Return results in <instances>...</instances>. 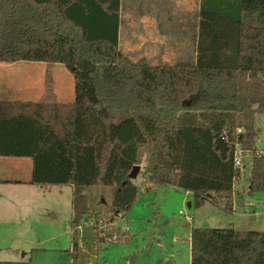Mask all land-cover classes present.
<instances>
[{
	"label": "trees",
	"instance_id": "obj_1",
	"mask_svg": "<svg viewBox=\"0 0 264 264\" xmlns=\"http://www.w3.org/2000/svg\"><path fill=\"white\" fill-rule=\"evenodd\" d=\"M119 1L0 0V64L47 66L39 101H0V158L29 159L32 186L72 189L70 264H83L78 228L91 222L87 190L108 189V221L123 219L139 194L128 176L142 147L141 185L189 193L196 208L232 213L241 180L248 196L264 195L253 124L264 115V0H200L196 63L173 66L119 51ZM54 65L73 78L71 104L57 101ZM237 147L250 157L243 178ZM190 241V264H264L261 231L193 228Z\"/></svg>",
	"mask_w": 264,
	"mask_h": 264
},
{
	"label": "rangeland",
	"instance_id": "obj_2",
	"mask_svg": "<svg viewBox=\"0 0 264 264\" xmlns=\"http://www.w3.org/2000/svg\"><path fill=\"white\" fill-rule=\"evenodd\" d=\"M128 6L133 21L130 23L134 24L133 31L136 36H141L144 7L142 0H132ZM166 11L173 17L177 8L167 7ZM169 38L167 36V40ZM186 50L188 52L186 51L184 59L186 63H192V47L186 45ZM171 59L174 60L162 66L180 63L176 55ZM46 67L44 63L0 64V101H39L44 93ZM51 75L57 101L73 102L74 83L67 68L64 65H54ZM253 124L259 131L256 149L264 152V115H255ZM139 155L140 173L148 165L146 147L139 149ZM249 160V156L245 158L246 171ZM4 162L2 167L6 165L8 168H0V175L9 177L12 173L10 165L30 161L4 159ZM141 181L140 176L134 180L139 187V194L132 208L122 222L116 221V228H126L128 233L123 234L125 237L121 235L118 240L113 239L103 244H98V240L109 236L106 234L107 230H101V227L103 220L109 223L106 210L110 203V192L106 188L87 190L91 222H85L78 231V249L83 264H94L90 258L93 253L97 264H127V260L132 257L135 258L134 264H156L160 260L170 264H190L187 239L193 228L264 232V195L254 193L246 196L248 184L244 180L237 183L235 191L244 194L250 205L244 209L247 217L242 219L245 221L238 218V213H227L220 206L210 203L196 208L192 195L177 192L172 187L149 188L142 186ZM102 202L104 204L101 205ZM187 203H191V208L187 207ZM71 215L72 189L69 186L19 187L0 183V262L70 264ZM185 217L192 218L193 223L188 224ZM93 243L98 246L95 251ZM88 249L91 254L81 253V250Z\"/></svg>",
	"mask_w": 264,
	"mask_h": 264
},
{
	"label": "crops",
	"instance_id": "obj_3",
	"mask_svg": "<svg viewBox=\"0 0 264 264\" xmlns=\"http://www.w3.org/2000/svg\"><path fill=\"white\" fill-rule=\"evenodd\" d=\"M130 2H132V0L119 1L117 43L118 49L123 55L127 56L132 61L145 60L151 66H162V64L171 63L172 60L175 59L171 58L175 57V55L180 63H186L187 61L184 59V56L188 52L186 50V45H189V48L192 47L193 52V62L189 64L196 63L200 0H142L144 7L141 24L143 33L141 36L135 35L133 31L134 24L130 23L133 22L130 18L131 14L129 13L128 3ZM166 5L167 7L173 6L174 8H177L176 15H173V17L172 15L170 16L169 12L166 11ZM191 13L193 15L195 14V16H191ZM191 21L193 23L192 25ZM167 36L170 37L169 40H167ZM167 41L169 42L167 43ZM71 103L72 102L70 101L69 103L62 104ZM4 159L13 160V158H0V168H4L2 170H6L8 168L6 165L2 167L5 163ZM9 168L12 169V173L9 177L0 175L1 184L15 185L19 187L32 186L29 183L31 177V161L28 163L25 162V164L21 162L19 164L13 163L12 166H9ZM185 194L191 195L189 193ZM246 196L235 191L233 211L231 214L235 215L238 213V218L240 219H245V217H247L244 209L246 206H250L246 201ZM188 204L191 205V203H187V205ZM122 220H124V218ZM122 220L120 222H122ZM111 232L112 235H110V237L107 235L108 238H103L104 240L101 238L102 235H104L102 234L100 236L101 240H99L98 244H103L113 239L118 240L121 235L123 236V234H126L122 231V229L119 230V228L116 227L112 228ZM190 242V235H188L187 243L189 246V260ZM86 247L88 248V244ZM93 249L95 251L98 249V246L94 244ZM85 252L86 254L90 253L89 249L86 251L81 250V253L85 254ZM91 255L92 256L90 258L94 264H97V262H95L96 259L93 256L94 253ZM87 260L90 259L88 258ZM128 262L129 260H127V264Z\"/></svg>",
	"mask_w": 264,
	"mask_h": 264
},
{
	"label": "built area",
	"instance_id": "obj_4",
	"mask_svg": "<svg viewBox=\"0 0 264 264\" xmlns=\"http://www.w3.org/2000/svg\"><path fill=\"white\" fill-rule=\"evenodd\" d=\"M241 130L240 129H238L237 130V134H241ZM246 157H248V155H245L243 152H242V150L240 149V148H236V150H235V152H234V157H233V160H234V165H235V168H237L239 171H240V173H241V178H243V172H244V168H245V166L247 165L246 163H245V158ZM185 219V221L187 222V223H192V218H190V217H185L184 218ZM117 220H122L121 218H118ZM117 220H115L113 223H108L107 221H105V220H103L102 221V227H101V230H109V229H111V228H114V227H116V221ZM94 223H97V222H95V221H93ZM99 223H101L100 221H99ZM115 224V225H114ZM113 226V227H112ZM95 228H96V226H94ZM81 230V228L79 227L78 228V231H80ZM122 231L124 232V233H127L128 232V230L126 229V228H122ZM101 232H103V231H101Z\"/></svg>",
	"mask_w": 264,
	"mask_h": 264
},
{
	"label": "water",
	"instance_id": "obj_5",
	"mask_svg": "<svg viewBox=\"0 0 264 264\" xmlns=\"http://www.w3.org/2000/svg\"><path fill=\"white\" fill-rule=\"evenodd\" d=\"M215 145H216V149L219 151L220 155L222 158H225L226 157V153H227V146L226 144L224 143L223 139L222 138H219L216 140L215 142ZM140 171V167L139 166H135L133 168V170L131 171V173L129 174L128 178L130 180H135L137 178V175ZM188 208L191 207L190 204L187 205Z\"/></svg>",
	"mask_w": 264,
	"mask_h": 264
}]
</instances>
